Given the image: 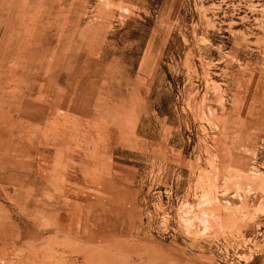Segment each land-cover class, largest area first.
Masks as SVG:
<instances>
[{
    "label": "rangeland",
    "instance_id": "obj_1",
    "mask_svg": "<svg viewBox=\"0 0 264 264\" xmlns=\"http://www.w3.org/2000/svg\"><path fill=\"white\" fill-rule=\"evenodd\" d=\"M0 264H264V0H0Z\"/></svg>",
    "mask_w": 264,
    "mask_h": 264
},
{
    "label": "crops",
    "instance_id": "obj_2",
    "mask_svg": "<svg viewBox=\"0 0 264 264\" xmlns=\"http://www.w3.org/2000/svg\"><path fill=\"white\" fill-rule=\"evenodd\" d=\"M78 93H80V92H78Z\"/></svg>",
    "mask_w": 264,
    "mask_h": 264
}]
</instances>
